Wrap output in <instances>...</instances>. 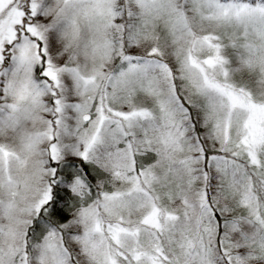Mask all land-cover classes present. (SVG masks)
<instances>
[{"label": "snow or ice", "instance_id": "obj_1", "mask_svg": "<svg viewBox=\"0 0 264 264\" xmlns=\"http://www.w3.org/2000/svg\"><path fill=\"white\" fill-rule=\"evenodd\" d=\"M0 264H264V0H0Z\"/></svg>", "mask_w": 264, "mask_h": 264}]
</instances>
